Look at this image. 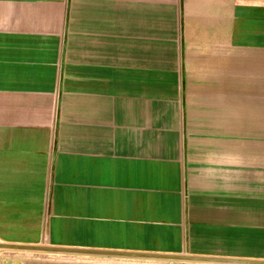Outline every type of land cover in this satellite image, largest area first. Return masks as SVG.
I'll list each match as a JSON object with an SVG mask.
<instances>
[{"label": "crops", "instance_id": "0c3cea01", "mask_svg": "<svg viewBox=\"0 0 264 264\" xmlns=\"http://www.w3.org/2000/svg\"><path fill=\"white\" fill-rule=\"evenodd\" d=\"M0 243L264 264V0H0Z\"/></svg>", "mask_w": 264, "mask_h": 264}, {"label": "water", "instance_id": "95a60500", "mask_svg": "<svg viewBox=\"0 0 264 264\" xmlns=\"http://www.w3.org/2000/svg\"><path fill=\"white\" fill-rule=\"evenodd\" d=\"M0 251H15V252H29V253H84L80 250L55 248L48 246H24V245H13L0 243ZM99 253V252H89ZM132 257H146V258H157V259H171V260H201L199 258H189L187 256H138L130 255Z\"/></svg>", "mask_w": 264, "mask_h": 264}, {"label": "rangeland", "instance_id": "374dc122", "mask_svg": "<svg viewBox=\"0 0 264 264\" xmlns=\"http://www.w3.org/2000/svg\"><path fill=\"white\" fill-rule=\"evenodd\" d=\"M0 254H2L1 251H0Z\"/></svg>", "mask_w": 264, "mask_h": 264}]
</instances>
